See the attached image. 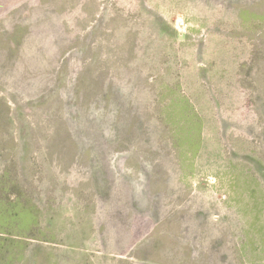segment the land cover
<instances>
[{"label": "rangeland", "instance_id": "obj_1", "mask_svg": "<svg viewBox=\"0 0 264 264\" xmlns=\"http://www.w3.org/2000/svg\"><path fill=\"white\" fill-rule=\"evenodd\" d=\"M0 264H264V0H0Z\"/></svg>", "mask_w": 264, "mask_h": 264}]
</instances>
